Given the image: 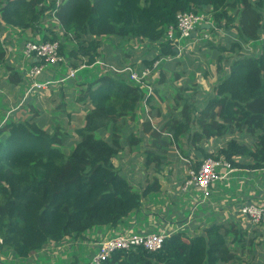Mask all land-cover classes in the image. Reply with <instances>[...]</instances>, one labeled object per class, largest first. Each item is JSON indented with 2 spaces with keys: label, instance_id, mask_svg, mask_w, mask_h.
Segmentation results:
<instances>
[{
  "label": "trees",
  "instance_id": "obj_1",
  "mask_svg": "<svg viewBox=\"0 0 264 264\" xmlns=\"http://www.w3.org/2000/svg\"><path fill=\"white\" fill-rule=\"evenodd\" d=\"M200 11H206L218 29L233 26L237 41L213 47L219 80L210 92L202 89L198 96L201 88L193 83L197 90L185 96L190 87L169 86L173 105L164 112L159 101L166 100V91L153 86L157 100L149 97L145 102L150 115L159 119L156 127L150 122H144L140 132L134 127L146 89L111 70L92 81L83 77L64 82L72 90V105L79 104L84 112L73 135L54 123L45 128L40 109L32 104L25 105L32 108L31 116L14 118L9 111L0 116V248L26 259L48 243L78 237L95 226L116 227L139 210L161 187L156 176L139 189L119 174L113 159L126 145H142L144 167L154 163L156 173L168 162L171 145L185 157L193 153L223 159L236 170L264 168V0H0V67L6 62L3 30L29 33L27 42L57 41L60 55L77 71L99 62L105 41L145 40L158 44L159 54L143 59L139 68L158 62L157 85L166 82L168 63L182 62L184 44L179 47L166 39L167 29L175 28L178 13ZM50 15L58 23L60 38L43 25ZM36 36L40 39L30 40ZM253 41L259 42L257 54L243 52V45ZM169 72L172 82L185 71ZM24 82L15 81L25 99L34 93L23 92ZM61 98L55 112L69 119L65 92ZM209 140L214 148L219 141L222 145L209 152L203 145ZM233 221H213L191 235L167 234L155 251L118 250L102 264H241L252 240Z\"/></svg>",
  "mask_w": 264,
  "mask_h": 264
},
{
  "label": "rangeland",
  "instance_id": "obj_2",
  "mask_svg": "<svg viewBox=\"0 0 264 264\" xmlns=\"http://www.w3.org/2000/svg\"><path fill=\"white\" fill-rule=\"evenodd\" d=\"M205 12L206 11H200L197 14H201L205 17L203 21L208 22V28H199L200 24L195 25V31L189 38H179L176 31L174 35H172L173 39L178 41L177 46L180 47L182 41L184 49H182V53L179 57L182 62H177L179 64H173L171 62L164 67V70H166V82L162 85H157V81L159 80V71L157 69L154 70L148 80V83L150 85L153 84L152 86H154V88L156 87L157 89H164V91H166V93L162 94L166 97V100L159 101L164 112L167 105H173V90H168L167 87L169 86L175 87L176 89L184 85H186L185 87H190V90H188L190 92L183 94L185 96L191 95V91L197 90L193 89V83L198 84L201 88L198 89V96L199 92L202 93V89L206 92H210L211 87L219 80V75L216 74L215 64L211 59V56L215 54V49L213 47L237 41V31L233 26L230 27L229 30L223 26L218 29L216 25L210 21L209 14H205ZM43 25L47 30L55 32L59 38L62 36L58 23L53 16L50 15L44 19ZM210 25L212 30L210 29ZM3 32L2 38L6 45V55L7 50H11L8 63L13 60L10 57H14V55H18V62L12 64L13 67L16 66V72H13L12 69L5 70L4 66L0 69V116L3 117L4 114L7 116L9 114L6 113L7 111H9L10 115L14 118L31 116L33 114L32 108L29 109V107H25V105L28 106L27 104H32L37 109H40L39 111L42 113L41 118L45 121V128H49L50 124L54 123L60 126L63 132L70 131L72 134L75 127L82 125L84 112L70 110L71 113H79L72 114V119L71 117L67 119L55 112V109L60 106L59 103L61 102V94L63 92H65L68 98L67 110H69L74 101V97H72L70 93L72 90L70 89V91H68L63 83L54 85L46 90L38 91L25 99L22 95L20 96V94L23 93L22 91L20 92V90L18 92L19 88L15 83L16 79L25 80L23 92L30 86L29 82L24 79V76L25 71L31 63L30 60L24 57L23 52H21V46L26 38L28 36L30 38L31 36L29 33L16 34L12 32V45H15L14 50L10 44L7 46L8 37H6V31ZM39 39V36H36L34 39L30 40ZM166 39H170L169 35H166ZM258 45L259 42L257 41L249 42L247 45H243L244 49L242 51L248 54H257ZM124 51H126L127 54H124ZM100 53L101 58L98 61L104 65L95 64L82 68L76 72V79L81 80L85 77L87 81H92L98 76L107 73L108 70H110L108 66L117 69H123L127 66L140 69L139 67H141V61L143 59H154L155 56L159 54V46L156 43H149L145 40L125 42L114 39L113 41H105ZM224 55L228 56L229 54ZM235 56L236 55L232 54V57ZM62 57L66 58L65 56ZM103 58L105 59L103 60ZM107 59L112 61L109 62L111 65L105 64V60ZM49 68L51 67L47 69ZM68 71V64L61 61L55 66V72L52 74L64 76ZM169 71L175 73H180L181 71L185 72H183V75H180L179 80L169 82L168 79L171 76ZM116 75H118V73H116ZM119 75L127 76L124 73ZM152 94L153 96L150 97H154L157 100L155 92H152ZM189 99L194 98L189 97ZM143 100L141 103L142 105ZM5 105L7 106L5 107ZM142 105L137 112V126L139 125V130L143 129V118L142 114L139 113V111L142 113L144 112V106L142 107ZM152 121L153 123L150 124L156 127L158 120L152 119ZM203 145L207 151L212 152L216 147L222 145V142L219 141L218 146L215 148L212 140L205 142ZM68 151L69 147L66 148V152ZM168 152V154L171 153L168 156V162L164 164L161 168V172L158 173L155 172L154 163H151L149 168L145 169L143 164V149L140 150V148L136 150L125 147L124 150L113 159L114 166L119 174L130 184L132 182L139 189L145 187L147 182L151 184L153 182H151L152 177L156 176L159 178L161 189H158L156 192H151L147 196V201V197L142 201L140 206L142 219L138 224L137 222H133L131 227L132 233L157 232L159 230L158 228V230L156 229L158 226L157 222L163 224V220L169 219V215L173 211H175L173 214L180 216V219L173 223H164L163 227H170L166 232L163 231L165 233L170 231L171 233L183 231L191 235L200 232L204 225H209L213 221L225 223L233 217V222H238V227L244 229L247 232L246 237L252 240L251 244L246 245L244 254L240 258L241 264H262L264 260V217L256 225L251 224L248 218L242 217L241 214H239L238 210L245 204H256L264 208V171L258 170L251 172L248 170H235L227 179L214 182L209 188V196L203 197V194L195 190L192 186L188 187L187 191L181 189L182 185L180 186L182 182L189 178L188 172L193 168L192 165L201 163L203 157L200 156L197 158L193 153L189 155V157H185L175 145H171ZM178 209L180 213H177ZM133 213H135V211L125 217L122 223L127 224V222L132 219ZM150 219L153 222V224H151V229L142 228L141 224L146 225L150 222ZM110 228L111 226L109 225L95 226L86 230L78 237H66L59 245L48 243L45 249L54 245L53 250L51 252H38L40 253V259L38 260L36 259L37 255L35 253H31V257L25 259L12 256L9 250L0 248V261L2 264H89L91 263L93 254L97 252L96 244H94L95 241L101 238H107ZM118 234H120V232L115 234L110 233L109 236L114 237Z\"/></svg>",
  "mask_w": 264,
  "mask_h": 264
},
{
  "label": "built area",
  "instance_id": "obj_3",
  "mask_svg": "<svg viewBox=\"0 0 264 264\" xmlns=\"http://www.w3.org/2000/svg\"><path fill=\"white\" fill-rule=\"evenodd\" d=\"M201 14L194 12H182L176 16V25L167 29L166 35H169L168 40H172L177 45L178 41L174 40L172 35L176 31L179 38H189L195 31V25L208 24ZM26 59H29L33 64L30 65L25 71V77L29 82L27 93H36L41 90H46L54 85L63 84L68 79L75 77L77 70L70 69L68 73L60 77H49L41 79V75L47 70L48 67H54L59 62L63 61V57L59 52V44L57 41H26L22 50ZM97 64L104 65L101 62ZM158 62L153 66L144 67L143 69H136L127 66L123 69H117L112 66L108 68L114 73H124L128 79L142 88L146 89L145 98L153 96V86L148 83L152 73L156 69ZM81 66L80 68H83ZM150 123H153L148 118ZM236 169L223 159H213L211 157L202 159L197 170L191 168L188 172V179L184 182L181 189L187 191V188L192 186L195 190L203 194V197L209 196V188L216 181H222L228 178ZM264 171V168L262 169ZM242 217L248 218L251 224L259 223L264 217V208L256 204H245L238 210ZM165 232H147V233H120L114 237L103 240L97 245V252L93 254L91 264H102L103 261L108 259L111 254L118 250H128L131 248L141 247L147 251H155L162 247L164 239L167 237Z\"/></svg>",
  "mask_w": 264,
  "mask_h": 264
},
{
  "label": "crops",
  "instance_id": "obj_4",
  "mask_svg": "<svg viewBox=\"0 0 264 264\" xmlns=\"http://www.w3.org/2000/svg\"><path fill=\"white\" fill-rule=\"evenodd\" d=\"M4 31V30H3ZM12 32H15L16 34H18V33H20V31L19 30H9V32L8 31H6L5 32V34H6V37H8V39H7V46L10 44L11 45V47L15 50V45H12ZM3 34H4V32H1V36H3ZM14 37V36H13ZM3 39V38H2ZM29 39V37H27L26 38V40H28ZM25 40V41H26ZM6 45L4 44V47H5ZM10 52H11V50L9 49V50H7V55H6V62H5V65H4V68H5V70H7V69H9V68H11V69H14V70H17L16 69V66L15 67H13L12 66V64L13 63H15L16 64V62H18V59H17V57H18V55H14V57H10V58H12L13 60H11L10 61V63H8V58H9V56H11V54H10ZM21 52H22V49H21ZM63 62L64 63H66V59L65 58H63ZM11 64V65H10ZM3 66V65H2ZM1 66V67H2ZM1 67H0V69H1ZM70 69H72L70 66H69V70ZM53 72H55V67H51V68H49V69H47V70H45V72L41 75V79H47V78H49V77H55V78H57V77H60V76H56L55 74H52ZM67 74V73H66ZM77 74V73H76ZM76 76V75H75ZM73 78H75V77H73ZM24 79H25V76H24ZM19 92V91H18ZM21 95V94H20ZM147 100V98H145L144 100H143V105H142V107H143V110H144V112L142 113L141 111H139V113H141L142 114V118H143V123L144 122H149L148 121V118H150L151 119V121H152V119H154V120H159L158 118H154V117H152L151 115H150V113H149V111L147 110V104H146V101ZM7 106V105H6ZM5 106V107H6ZM68 108V107H67ZM1 110V109H0ZM69 110H76V111H79V112H81V111H83L82 109H81V106L79 105V104H77V103H74L73 105H71L70 106V108H69ZM139 110V109H138ZM138 112V111H137ZM72 114H79V113H72ZM23 117H25V116H23ZM72 119V118H71ZM153 122V121H152ZM152 124V123H151ZM157 125H158V123H156ZM139 126V125H138ZM138 126H137V121L134 123V127H136L137 129H138ZM140 131H142V130H139L138 129V132H140ZM146 137H148V136H146ZM147 140V139H146ZM125 147H128L127 145L125 146ZM124 147V148H125ZM124 148H123V150H124ZM131 148H133V149H136L137 150V147H131ZM138 148H140V150L141 149H143L144 150V148H143V146L142 145H140ZM122 150V151H123ZM113 165H114V163H113ZM115 167V166H114ZM131 184L132 185H134L132 182H131ZM182 184H180V186H181ZM135 186V185H134ZM147 199H148V197L146 198V201H147ZM183 204V203H182ZM175 211H173L169 216H170V218L169 219H166V220H163V224L164 223H166V222H171V223H173L174 221H177V220H179L180 219V216H176L175 214H173ZM177 213H180V210L178 209L177 210ZM134 215H133V217H132V219L129 221V222H127V224L125 223V224H123V223H120L118 226H116V227H111L110 229H109V234H108V237L107 238H101V239H98V240H96L95 241V243L94 244H96V248H97V245L100 243V242H102L103 240H106V239H108L109 237L111 238V236H109L110 235V233H113V234H115V233H125V232H132V229H131V227H132V225H133V222L134 223H136L137 222V224L141 221V213H140V209L139 210H137V211H135V213H133ZM200 214V213H199ZM140 218V219H139ZM231 218H233V217H231ZM230 218V219H231ZM151 224H153V222L151 221V219H150V222L149 223H147L146 225H144V224H141V226H142V228H144V229H151ZM163 224L161 223L160 224V222L158 223L157 222V227H156V229L159 231H157L158 233H160V232H163V231H167V230H169L170 229V227H168V226H164L163 227ZM177 225V224H176ZM161 226H162V228H161ZM180 230V229H179ZM174 231V230H173ZM152 232V231H151ZM171 233V231L170 232H168L167 234H170ZM64 241V240H63ZM63 241H61L60 243H62ZM60 243H52V244H55V245H59ZM53 248H54V245L53 246H49L48 248H44L43 250H41L40 251V253L41 252H46V251H49V252H51L52 250H53ZM49 249V250H48ZM40 253H35L36 255H37V260L38 259H40ZM31 257V256H30ZM29 257V258H30Z\"/></svg>",
  "mask_w": 264,
  "mask_h": 264
},
{
  "label": "water",
  "instance_id": "obj_5",
  "mask_svg": "<svg viewBox=\"0 0 264 264\" xmlns=\"http://www.w3.org/2000/svg\"><path fill=\"white\" fill-rule=\"evenodd\" d=\"M208 26H209L208 24H205V23H204V24H201L199 28H203V27H204V28H208Z\"/></svg>",
  "mask_w": 264,
  "mask_h": 264
}]
</instances>
